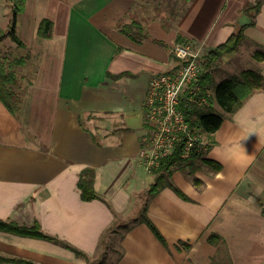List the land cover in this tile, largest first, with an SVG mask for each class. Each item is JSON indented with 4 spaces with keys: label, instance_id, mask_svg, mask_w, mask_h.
I'll return each mask as SVG.
<instances>
[{
    "label": "crops",
    "instance_id": "0c3cea01",
    "mask_svg": "<svg viewBox=\"0 0 264 264\" xmlns=\"http://www.w3.org/2000/svg\"><path fill=\"white\" fill-rule=\"evenodd\" d=\"M181 1L176 12L167 0H24L16 16L20 57L28 55L16 68L20 109L12 115L0 102V220L37 223L96 260L114 214L137 215L153 183L138 157L144 100L150 78L177 66L174 44L205 55L243 27L238 51L222 56L211 78L220 74L219 83L249 70V60L264 78V62L252 58L264 50V4L254 14L246 10L257 0ZM15 4L0 0L1 29ZM42 20L53 24L49 39L37 36ZM132 21L147 39L120 31ZM204 91L212 94L208 85ZM208 143L203 156L221 169L175 171L172 181L187 199L163 188L149 202L147 216L165 243L138 224L105 239L113 248L105 264H264V92L226 116ZM85 168L94 170V190L105 203L80 198ZM212 234L217 244L208 242ZM0 256L87 264L52 242L2 231Z\"/></svg>",
    "mask_w": 264,
    "mask_h": 264
},
{
    "label": "trees",
    "instance_id": "16d2710c",
    "mask_svg": "<svg viewBox=\"0 0 264 264\" xmlns=\"http://www.w3.org/2000/svg\"><path fill=\"white\" fill-rule=\"evenodd\" d=\"M15 1L16 4L13 15L8 26L5 29L0 28V44L4 39L8 38L17 48L24 49L25 45L16 32V16L22 9L24 0ZM184 1L187 2L188 0ZM262 4H264V0H257L256 3L246 11L252 10L254 14H256ZM251 24H253V22H251ZM52 26L53 24L51 21L42 20L37 29V36L39 38L49 39L51 37ZM120 31L128 36H132L133 40L136 42L147 39L144 28L135 21L127 25H122ZM243 38V27H241L238 31L232 33L226 41L210 49L203 55L202 71L199 76V84L202 89H205L208 85L207 81L209 82L211 80V67L214 66L222 56L238 51ZM27 58L28 55L26 54L25 56L14 58L9 61L7 59L4 60L0 56V102L12 115H15L19 111L21 103L20 95L16 90L18 81L16 68L22 67ZM252 58L263 63L264 50H255L252 53ZM258 92H264V78L259 70L249 69L231 75L217 83L212 94L209 95L206 105L198 106L190 103L188 106L183 107L185 121L188 124L190 132L205 139V145L202 147H193L188 157L185 158L182 156V147L184 146L185 137L176 143L174 150L162 158L159 165L151 171L150 174L153 176V183L147 191L139 213L127 220H119L118 215L114 214L112 223L101 236L97 250L98 258L96 260L90 262L87 255L76 248L56 237L45 234L37 223H33L32 225H20L13 221L0 220V231L21 237H30L52 242L70 250L76 257L86 260L87 264H105L108 251L113 250L111 243H106L105 239L109 237L113 239L122 238L126 232L138 224H145L161 243H165L163 236L147 216V208L150 200L163 188H170L181 198L187 199L172 181V175L175 171H182L188 176H191L201 166H205L211 168L214 172H218L221 166L203 156L204 150L207 149L209 144L208 140L220 128L226 116L229 117L233 115L242 107L250 96ZM215 106H217L221 113L214 110ZM94 175V170L91 168H85L80 172L77 182L80 198L83 201L96 199L105 203L106 201L94 190ZM194 184L197 185L198 182L194 180ZM262 214L264 215V209H262ZM219 241L220 238L217 235L212 234L208 238V242L213 245L217 244ZM182 245L184 248L189 247L188 244ZM2 262L37 264L20 258L0 256V263Z\"/></svg>",
    "mask_w": 264,
    "mask_h": 264
},
{
    "label": "built area",
    "instance_id": "2783aa9c",
    "mask_svg": "<svg viewBox=\"0 0 264 264\" xmlns=\"http://www.w3.org/2000/svg\"><path fill=\"white\" fill-rule=\"evenodd\" d=\"M171 54L178 62L177 66L171 71L154 74L146 90V132L141 138L138 157L147 173H151L183 137L182 156L185 158L193 147L205 145L202 137L190 132L183 112V107L190 103L207 104L209 94L199 84L202 57L181 43L174 44Z\"/></svg>",
    "mask_w": 264,
    "mask_h": 264
},
{
    "label": "rangeland",
    "instance_id": "374dc122",
    "mask_svg": "<svg viewBox=\"0 0 264 264\" xmlns=\"http://www.w3.org/2000/svg\"><path fill=\"white\" fill-rule=\"evenodd\" d=\"M168 2H174V4H176V12L177 10H179V7L181 6L182 4V1L181 0H167ZM20 53H21V50L19 48L16 47V45L14 43H12L8 38L4 39L2 41V43L0 44V56L5 60H12L14 58H19L20 57ZM201 57L203 56L202 54H200ZM243 66L244 67H249L250 69L254 68L255 67V63L252 62L251 60L243 63ZM220 75V74H219ZM219 75H217V73H215L214 76H212L208 86L211 90V92H213V89L215 87V85L217 84V79L219 77ZM218 113H221L220 110L217 111ZM144 116H145V112H144ZM204 143L205 142V139L203 140ZM202 167H205V166H202ZM192 176V175H191ZM152 179H153V176H152Z\"/></svg>",
    "mask_w": 264,
    "mask_h": 264
},
{
    "label": "water",
    "instance_id": "95a60500",
    "mask_svg": "<svg viewBox=\"0 0 264 264\" xmlns=\"http://www.w3.org/2000/svg\"><path fill=\"white\" fill-rule=\"evenodd\" d=\"M245 20H246V17L245 16H242V18H241V20H240V22H239V24L242 26V25H245ZM247 24V23H246Z\"/></svg>",
    "mask_w": 264,
    "mask_h": 264
}]
</instances>
